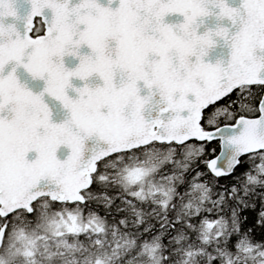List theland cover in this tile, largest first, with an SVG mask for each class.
I'll return each mask as SVG.
<instances>
[{"label": "snow or ice", "instance_id": "1", "mask_svg": "<svg viewBox=\"0 0 264 264\" xmlns=\"http://www.w3.org/2000/svg\"><path fill=\"white\" fill-rule=\"evenodd\" d=\"M0 264H264V0H0Z\"/></svg>", "mask_w": 264, "mask_h": 264}, {"label": "water", "instance_id": "2", "mask_svg": "<svg viewBox=\"0 0 264 264\" xmlns=\"http://www.w3.org/2000/svg\"><path fill=\"white\" fill-rule=\"evenodd\" d=\"M235 2H236V0H229V3L234 4ZM20 10H21V14H23V11H24L25 9H24V7L22 6ZM219 50H220V49L218 48L216 51H219Z\"/></svg>", "mask_w": 264, "mask_h": 264}, {"label": "trees", "instance_id": "3", "mask_svg": "<svg viewBox=\"0 0 264 264\" xmlns=\"http://www.w3.org/2000/svg\"><path fill=\"white\" fill-rule=\"evenodd\" d=\"M221 183L223 184V183H225V181L222 180ZM257 231L259 232V230H257Z\"/></svg>", "mask_w": 264, "mask_h": 264}]
</instances>
